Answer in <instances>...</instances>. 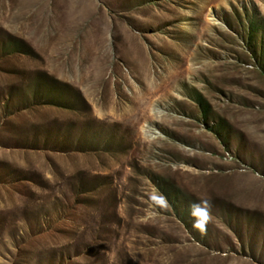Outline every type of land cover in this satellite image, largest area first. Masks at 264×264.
Returning <instances> with one entry per match:
<instances>
[{"label": "rangeland", "instance_id": "obj_1", "mask_svg": "<svg viewBox=\"0 0 264 264\" xmlns=\"http://www.w3.org/2000/svg\"><path fill=\"white\" fill-rule=\"evenodd\" d=\"M253 143L264 0H0V264H251Z\"/></svg>", "mask_w": 264, "mask_h": 264}, {"label": "crops", "instance_id": "obj_2", "mask_svg": "<svg viewBox=\"0 0 264 264\" xmlns=\"http://www.w3.org/2000/svg\"><path fill=\"white\" fill-rule=\"evenodd\" d=\"M253 149V161L256 167V172L264 169V151L254 143L251 144ZM255 158L257 161H255ZM241 185L238 183L233 184L230 190L240 189ZM238 207H242L244 212H249V215L244 216L245 219L250 220L251 231L258 234L255 238L258 240L257 246L248 250V255L244 256L248 263L251 264H264V193L251 190L244 192L234 199Z\"/></svg>", "mask_w": 264, "mask_h": 264}, {"label": "clouds", "instance_id": "obj_3", "mask_svg": "<svg viewBox=\"0 0 264 264\" xmlns=\"http://www.w3.org/2000/svg\"><path fill=\"white\" fill-rule=\"evenodd\" d=\"M153 199L161 206H167V198L162 194L153 197ZM210 204L207 201L193 203L189 205L190 215L193 219V227L203 230L206 223L210 219Z\"/></svg>", "mask_w": 264, "mask_h": 264}, {"label": "bare ground", "instance_id": "obj_4", "mask_svg": "<svg viewBox=\"0 0 264 264\" xmlns=\"http://www.w3.org/2000/svg\"><path fill=\"white\" fill-rule=\"evenodd\" d=\"M136 65H140L142 67H145L146 66V62L144 60H142L141 62L136 63Z\"/></svg>", "mask_w": 264, "mask_h": 264}]
</instances>
